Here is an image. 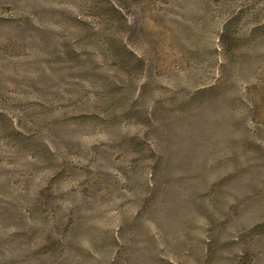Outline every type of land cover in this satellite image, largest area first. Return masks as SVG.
<instances>
[{"label":"rangeland","instance_id":"rangeland-1","mask_svg":"<svg viewBox=\"0 0 264 264\" xmlns=\"http://www.w3.org/2000/svg\"><path fill=\"white\" fill-rule=\"evenodd\" d=\"M0 264H264V0H0Z\"/></svg>","mask_w":264,"mask_h":264}]
</instances>
